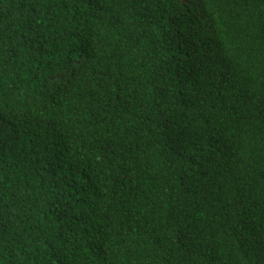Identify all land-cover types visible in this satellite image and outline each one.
Listing matches in <instances>:
<instances>
[{"label":"trees","instance_id":"trees-1","mask_svg":"<svg viewBox=\"0 0 264 264\" xmlns=\"http://www.w3.org/2000/svg\"><path fill=\"white\" fill-rule=\"evenodd\" d=\"M0 264H264V0H0Z\"/></svg>","mask_w":264,"mask_h":264}]
</instances>
